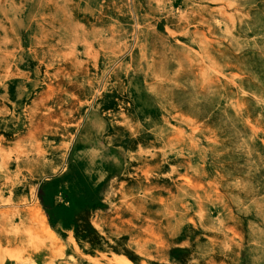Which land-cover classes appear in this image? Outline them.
<instances>
[{
    "label": "rangeland",
    "instance_id": "1",
    "mask_svg": "<svg viewBox=\"0 0 264 264\" xmlns=\"http://www.w3.org/2000/svg\"><path fill=\"white\" fill-rule=\"evenodd\" d=\"M0 264H264V0H0Z\"/></svg>",
    "mask_w": 264,
    "mask_h": 264
},
{
    "label": "bare ground",
    "instance_id": "2",
    "mask_svg": "<svg viewBox=\"0 0 264 264\" xmlns=\"http://www.w3.org/2000/svg\"><path fill=\"white\" fill-rule=\"evenodd\" d=\"M18 21H20V20H18ZM98 146H100V145L98 144ZM102 153L96 157L95 156V149L91 148L88 151H85V153L80 154L78 157L75 156L77 163H78L77 176H78V180L80 182L84 183L85 185L91 184V181H90L91 178L89 177V175L95 168H96V170L101 169L99 161L102 160L101 159Z\"/></svg>",
    "mask_w": 264,
    "mask_h": 264
},
{
    "label": "crops",
    "instance_id": "3",
    "mask_svg": "<svg viewBox=\"0 0 264 264\" xmlns=\"http://www.w3.org/2000/svg\"><path fill=\"white\" fill-rule=\"evenodd\" d=\"M114 159H116V158H115V157H113V158H109V160H112V162H111L112 164H111V165L113 166V167L111 168V167H109V165H108V167H109V171L112 170V169H114L115 167L118 166V162L114 161ZM109 171L106 172V174H108ZM106 174H105V175H106Z\"/></svg>",
    "mask_w": 264,
    "mask_h": 264
}]
</instances>
